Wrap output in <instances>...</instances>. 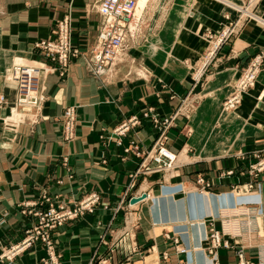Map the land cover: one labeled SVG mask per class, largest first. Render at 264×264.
Masks as SVG:
<instances>
[{"label": "crops", "instance_id": "1", "mask_svg": "<svg viewBox=\"0 0 264 264\" xmlns=\"http://www.w3.org/2000/svg\"><path fill=\"white\" fill-rule=\"evenodd\" d=\"M98 1L0 0V98L5 99L0 103V244L17 243L35 222L32 215L22 212L23 204L48 197L56 205H73L97 192L101 200L94 212L68 220L56 230L58 264H179L186 259L207 264L201 246L207 233L205 217L207 223L214 218L216 228L221 229L222 213L232 215L230 207H221L237 204L235 187L244 189L245 184L261 179L263 213L255 215L252 223L256 232H264V172L258 177L249 173L250 165L257 161L256 151L264 155V70L238 111L224 113L221 102L232 89L229 85L236 83L238 72L264 46V0L256 9L257 21L250 20L219 52L228 67L209 83L210 88L220 89L218 98L210 93L202 115L191 117L192 138L185 143L180 127L169 129V147L183 151L186 164L179 169L180 178L172 179L181 184H164L161 191V183L168 182L162 173L140 174L136 185L129 188L141 158L125 149L135 143L141 150L151 148L163 124L142 117L143 113L150 110L161 119L170 117L189 92L198 72L189 79V68L181 57L194 67L209 46L207 39L197 47L199 31L220 20L221 28H227L224 14L230 9L221 3L211 1L206 7V0H155L145 15L147 33L143 37L160 32L141 46L143 53L137 54V40L129 44L135 60L146 54L142 65L147 77L107 80L94 75L83 57L76 58L64 78L48 76V100L38 121L7 122L9 129L2 126L13 113L17 97L16 83L7 75L14 61L18 57L39 59L36 42L50 37L55 21L66 14L72 18L76 46L82 51L92 48L101 28L95 9ZM173 6L176 13L171 12ZM230 12L235 18L236 11ZM69 106L76 108L77 136L66 142L62 115ZM132 115L141 116L142 124L125 136L116 135L115 128ZM191 146L195 149L192 157L185 148ZM238 150L241 152L233 153ZM230 169L234 173L228 175ZM198 174L205 175L212 185L198 186ZM177 189H182L180 198L175 195ZM144 192L150 196L148 201L129 202L128 198ZM176 246L186 247L188 253L178 252ZM164 253L169 254L167 259ZM218 254L219 264H238L235 248L222 247ZM246 255L257 261L254 249H247ZM46 257V246L37 242L18 255L16 262L45 264Z\"/></svg>", "mask_w": 264, "mask_h": 264}, {"label": "built area", "instance_id": "2", "mask_svg": "<svg viewBox=\"0 0 264 264\" xmlns=\"http://www.w3.org/2000/svg\"><path fill=\"white\" fill-rule=\"evenodd\" d=\"M138 1L99 0L97 2V12L101 17V29L95 46L87 51H82L73 42L71 15L66 14L57 20L52 29V35L38 40L35 44V49H37L40 58L28 63L20 62L13 67L11 78L16 83L18 94L14 109L25 115L32 113L36 117L33 121L29 117H25L20 122L30 121L35 123L38 121L44 104L48 100L46 92L48 76L57 74L64 78L68 74L72 61L76 58L84 57L86 65L94 75L107 80L117 79L114 76L121 71L120 65L125 61V56L129 52V44L135 41L142 27L146 24L143 19L135 17ZM260 1L245 0L243 8L237 10V14H240L235 18H232L229 14L226 15V18L231 20L227 22V28L218 31L209 30L206 33L209 46L204 51L205 53L207 52L206 56L203 57L204 71L198 79L193 80V85H198L223 46L244 28V22L257 17L256 9ZM263 62L264 51H259L245 71L246 73L242 80L237 84V90L225 102L228 110L233 109L241 102L240 92L252 87L256 83L257 76L262 70ZM0 101L4 102L5 99L1 97ZM178 114L179 111L164 123L165 125L161 128L160 134L155 139L151 148L138 152L142 158L137 169L139 172H163L170 179L179 174L178 169H180L184 162L179 161V155L169 147V136L167 135V129L171 124L169 121L171 119L174 120ZM142 117L158 121L156 119L157 116L151 113L150 110L145 111ZM142 117L139 115L130 116L115 128L114 133L118 136L126 135L131 128L141 124ZM62 136L66 142L73 141L77 136V113L74 106L66 107L63 112ZM119 143H121L120 139ZM240 155L243 154L241 153ZM254 155L257 161L250 165L249 173L258 177L259 174L264 172V155L260 151H256ZM176 170L178 174H171ZM226 173L231 175L234 173V169H230ZM195 182L202 188L212 185V181L208 180L203 174H198ZM261 184L262 181L260 179L257 183L249 182L245 184L244 189L240 186L235 187L234 192L238 193L237 205L232 206L234 213L231 216L224 214V212L222 213L221 229L216 228L214 218L210 219L208 222L209 231L203 240V248L209 258L207 264H219L218 250L222 247L236 249L239 258L238 264H264V232H256L252 223L255 215L263 213L262 197L260 195ZM133 186L134 182L131 183L130 188ZM180 190L177 189L175 191L179 192ZM143 194L149 196V194L144 192L136 197H141ZM100 199L99 193L91 192L77 206L63 203L57 207L51 206L48 210H30L31 213L39 217L38 223L34 228L28 230L29 235L21 242L11 245L10 248L0 244V261L7 262L6 264H17L16 258L18 255L41 240L48 252V257L43 258L44 263L58 264L56 262L55 242L51 231L68 219H74L80 216V214L95 211L97 204L100 203ZM131 199L128 198L129 202ZM31 204V207L37 205L36 202ZM239 205L240 208L237 209L236 207ZM23 212L28 213L27 211ZM244 221H247L246 224H244ZM236 239H240L241 241L238 242ZM175 240L178 242V239ZM247 249L257 251V261H253L247 257ZM177 251L188 253L186 247L177 246ZM168 257L169 254L164 253V259ZM186 260L180 261L179 264H188L190 260Z\"/></svg>", "mask_w": 264, "mask_h": 264}, {"label": "rangeland", "instance_id": "3", "mask_svg": "<svg viewBox=\"0 0 264 264\" xmlns=\"http://www.w3.org/2000/svg\"><path fill=\"white\" fill-rule=\"evenodd\" d=\"M207 1V3H205L204 5L206 6V7H210L209 5L211 4L210 2L211 1H215V0H206ZM209 2V3H208ZM260 2H262V0L260 1ZM260 4V3H259ZM95 9H96V11H97V3H96V5H95ZM148 9H150V7H148ZM148 9L146 10V12H148ZM177 9V7H174L173 6V9H172V13H176V10ZM231 10H228L225 14H224V16L225 15H228L229 13L231 14V12H230ZM146 12H144L143 13V15H142V19H143V21H144V19L146 18ZM257 12V11H256ZM236 13H237V11H236ZM238 14H240V13H238ZM237 14V15H238ZM257 14H258V12H257ZM236 15V16H237ZM259 15V14H258ZM222 17H223V14H222ZM262 17H263V15H262ZM59 18H61V17H59ZM58 18V19H59ZM57 19V20H58ZM57 20L55 21V23L54 24H56V22H57ZM231 20H228L227 22H230ZM145 22V21H144ZM250 21H248V20H246L245 22H244V25H243V27H245V26H247V24L249 23ZM263 22V21H262ZM222 21L220 20V22L218 23V24H212V25H207V26H205V27H203L200 31H199V33L196 35V41H197V47H199L202 43H206V41H207V36H206V33L209 31V29L208 28H210V27H213V28H215V29H219V30H221V29H223V28H221L222 27ZM260 25V24H259ZM221 28V29H220ZM101 29V28H100ZM206 31H205V30ZM243 29V28H242ZM242 29L240 30V32L237 34V36L241 33V31H242ZM100 32V31H99ZM160 32V29L158 30V31H156V32H154V33H151V34H149V35H147V37H143L147 32L145 31V25L142 27V30L140 31V33L137 35V41H136V43L137 42H139V43H137L136 45L138 46V48H137V54L138 53H143V52H141V51H143V47H141V46H145L146 45V41H148V39H149V37L150 36H152V35H156V34H158ZM98 38V37H97ZM235 38V36H233L232 37V39L229 41V42H227V43H230L233 39ZM96 42H97V40H96ZM96 42L94 43V45L93 46H95V44H96ZM226 43V44H227ZM200 44V45H199ZM225 44V45H226ZM92 46V47H93ZM91 49V48H90ZM89 49V50H90ZM259 49H261L260 51H264V46H262V47H260ZM206 54H207V52L205 53V52H203V54L201 55V57L199 58V61L197 62V64L194 66V67H192L188 62H187V60L185 59V58H183V57H181V60H182V63L184 64V65H186V66H188V68H189V70H188V72H187V77L190 79V74H192V75H195L196 74V72L197 71H199V69L201 68L200 66H202V68L205 66V65H203V63H204V61H203V57L204 56H206ZM146 55V54H145ZM144 54H142L141 55V57L139 58V60H135L134 58L135 57H133L129 52L127 53V55L125 56V61L120 65V68H121V71L117 74V75H115L114 77H116L117 79L118 78H123V77H132L133 75H135V76H137V77H140V78H145V77H147V70H146V68H144V65H142L143 63H142V58L145 56ZM254 56L255 55H252L250 58H249V60L247 61V63H246V65L241 69V72L239 71L238 73V75H237V78H234V81H236V83H237V81H241L242 80V78H243V76L245 75V71L248 69V67L250 66V64H251V61L253 60V58H254ZM147 57H148V55H147ZM18 58H21V57H18ZM17 58V59H18ZM84 58V57H83ZM154 58H156V57H154ZM24 59V58H23ZM157 59V58H156ZM28 60H30V59H28ZM157 61V60H156ZM158 62H160L159 60H158ZM15 64H16V60L14 61V63H13V67H15ZM13 67L8 71V79L9 80H12V78H11V76H12V71H13ZM228 66L225 64V60L224 59H222V56L220 55V54H218L217 55V57L215 58V60H214V62L212 63V65H210L207 69V71L205 72V75H204V77L202 78V80L198 83V85H193V80H192V83H191V88H190V90H189V92L188 93H186L185 95H183L182 96V98H181V100H180V102H179V104H178V106L176 107V109L174 110V113L171 115V116H173L177 111H179V114L177 115V117L173 120V119H171L169 122H171V124H170V126L168 127V129H167V135L169 136V129L170 128H172V127H180L182 130H183V132H184V136L186 137V140H185V143H187V141L190 139V138H192V134H194L193 133V131H192V129H191V126H190V124L192 125V118L190 119V117H191V115H193L195 112H196V110H197V108H199L198 109V112L196 113V114H194L192 117H195V116H201L202 115V109H204V107H205V104L207 105V102H206V100H208V95L210 94V93H212L213 95L212 96H210V97H214L215 99H217L218 98V94H219V91H220V89H212V88H210L209 87V83L211 82V81H213V79H214V77H216V75L217 74H219L220 72H222V71H224L225 69L224 68H227ZM191 68V69H190ZM264 70V62H263V66H262V70L260 71V73L262 72ZM91 71V70H90ZM260 73L258 74V76H257V80H256V84H254L252 87H249L248 89H246V90H244L245 91V93L242 95L243 96V101H242V103L240 102L236 107H234L233 109H230L229 111H225L224 110V103L227 101V99L228 98H230L231 96H232V94L235 92V89L234 88H236V90H237V84L234 82L231 86L229 85V87H232V91L230 90L229 91V93L225 96V98L221 101L223 104H222V107H223V111H224V113H231V112H233V111H238V109L240 108V106L245 102V100L244 99H246L247 97H249L250 95H252V91L256 88V86H257V84L259 83V76H260ZM149 74V73H148ZM151 75V74H150ZM236 92H238V91H236ZM263 99V95L262 96H260V98L258 99V100H262ZM204 102V103H203ZM0 103H2V101H0ZM151 112V111H150ZM156 115V114H155ZM157 116V118L156 119H158V121H156L155 119H151L155 124H158V123H160V122H162V124H163V126L165 125L164 123H166L167 121H168V118L170 119L171 118V116L170 117H164L163 119H161L158 115H156ZM32 117V116H31ZM146 118V117H145ZM20 120H21V118L17 121V118L16 117H14V113H11V115H9V116H7L6 117V120H3V122H2V126L3 127H5L6 129H9V127H7L6 125H7V122L8 123H17V124H19V122H20ZM24 123V122H23ZM121 124V123H120ZM141 124H142V119H141ZM140 124V125H141ZM12 125V124H11ZM140 125H138V126H136V127H133V128H137V127H139ZM119 126V125H118ZM133 128H131L130 130H132ZM129 130V131H130ZM128 131V132H129ZM128 132L126 133V135L128 134ZM159 134H160V132H159ZM103 135H105V134H103ZM123 136H125V135H123ZM105 137V136H104ZM118 139H120V137H118ZM169 142V141H168ZM189 144V143H188ZM185 148H188V150H187V154L189 155V156H193V155H191L190 153H194L195 152V149L191 146V147H185ZM184 148V149H185ZM190 148V149H189ZM184 149H182V150H184ZM126 152L128 153V152H134L138 157H140L139 156V154H138V152H141V148L135 143L134 145H132L131 147H127L126 149ZM182 152L183 151H178V152H176L179 156V161H181V162H184V160H182V159H184L183 157V155H181L182 154ZM237 153V152H241V150H238V151H234L233 153ZM232 153V152H231ZM195 155V154H194ZM141 158V157H140ZM200 158V157H199ZM202 158V157H201ZM218 159V158H217ZM219 159H222L221 157L219 158ZM141 160H142V158H141ZM141 160H140V162H141ZM140 164V163H139ZM184 164H186V162L185 163H183L182 165H181V167L184 165ZM139 167V166H138ZM138 169V168H137ZM179 170V169H178ZM145 172L144 171H138V170H136L135 171V174H134V180H133V182H134V186L136 185V177L137 176H139L140 174H144ZM159 173V172H158ZM161 173V172H160ZM176 174H178V173H176ZM162 176L166 179V181H168L167 183H161V187H160V191L162 190V188H163V186H164V184L165 185H167V186H176V185H178V184H181V182H174V181H172V179H175V178H180V176L178 175V176H175V177H173V178H169V176H165L164 175V173L162 172ZM132 182V183H133ZM133 186V187H134ZM132 187V188H133ZM130 188V187H129ZM131 189V188H130ZM152 193V195H154V191H152L151 192ZM200 193H202V192H200ZM180 194V193H179ZM183 194V193H182ZM182 194H180V195H182ZM176 195V197L177 198H180L179 197V195H178V193L177 194H175ZM146 197H150V196H148V195H146ZM145 197V198H146ZM130 198H133V197H130ZM84 199V198H83ZM82 199V200H83ZM150 199V198H149ZM148 199V200H149ZM81 200V201H82ZM101 200V199H100ZM99 200V201H100ZM142 200V199H141ZM147 200V198H146V201H148ZM80 201V202H81ZM140 201V200H139ZM139 201H137V203L139 202ZM33 202H36L37 203V205H35V206H32L31 207V203H33ZM80 202H78L77 204H73V205H71V206H77V205H79L80 204ZM45 204H47V206H44ZM60 204H63V203H60ZM60 204H58V205H60ZM65 204V203H64ZM67 204V203H66ZM133 204H135V203H133ZM27 205H30V206H27ZM58 205H56L51 199H49L48 197H45L44 198V200H42V202L40 201V200H34V201H30V202H28V203H25V204H23V209H22V212L23 211H27L28 213H24L25 215H32L34 218H35V222H33V223H31V225L28 227V229L26 230V234L24 235V237L20 240V241H17V243H19V242H21L26 236H28L29 235V233H28V230H30V229H32V228H34V226H36V224L38 223V221H39V217L38 216H36V215H34V213H31L30 212V210H33V209H35V210H37V209H41V210H48L51 206H58ZM99 205V203L97 204V206ZM227 206H230L229 204H226ZM233 205H236V204H233ZM97 206H96V208H97ZM224 206H225V204H224ZM66 207H68V206H66ZM92 212H94V211H92ZM86 213H88V212H86ZM91 213V212H90ZM83 215H85V213H83V214H80V216H78V217H76V218H74V219H68V220H75V219H78V218H80L81 216H83ZM205 219H206V217H205ZM68 220H66V221H68ZM65 221V222H66ZM64 222V223H65ZM63 223V224H64ZM197 223H199V222H197ZM62 224V225H63ZM62 225H60V226H62ZM60 226H58L57 228H55V229H53L52 231H51V235H52V238L54 239V235H55V232H56V230L60 227ZM37 242H42L41 240H39V241H37ZM36 242V243H37ZM14 244H16V243H14ZM13 245V244H12ZM6 247H8V248H10L11 247V245L10 246H6ZM31 248V247H30ZM176 248H177V246H176ZM29 249V248H28ZM27 250V249H26ZM25 250V251H26ZM2 263H4V264H6L7 262H2ZM188 264H192V262L191 261H189L188 262Z\"/></svg>", "mask_w": 264, "mask_h": 264}, {"label": "bare ground", "instance_id": "4", "mask_svg": "<svg viewBox=\"0 0 264 264\" xmlns=\"http://www.w3.org/2000/svg\"><path fill=\"white\" fill-rule=\"evenodd\" d=\"M155 0H139L138 1V8H137V10H136V13H135V17L137 18V19H142V15H143V13L144 12H146V10L148 9V7H150L152 4H153V2H154ZM217 3H221V4H223V5H225L228 9H230L231 11H237V10H240L241 8H243V5L244 4H239V3H236L235 1H231V0H215ZM145 14V13H144ZM258 16V15H257ZM259 17V16H258ZM258 17H255V18H253V20H255V21H257V19H258ZM263 23H264V20H263ZM135 41H136V39H135ZM134 41V42H135ZM35 60V59H34ZM34 60H28V59H23V58H18V59H16V64L15 65H17V63H20V62H24V63H28L29 61H34ZM203 71H204V69L202 68V66H201V68L199 69V71H198V73L194 76V79H198L200 76H201V74L203 73ZM143 78V77H142ZM236 84H239V81H237V83ZM256 84V83H255ZM17 87V86H16ZM235 90H236V88H235ZM245 93V91H242V92H240V95H241V103H242V101H243V94ZM18 95V94H17ZM16 99H17V97H16ZM15 102H16V100H15ZM15 102H14V104H13V106L11 107V109H12V112L14 113V117H16L17 118V121L21 118H25V117H29L30 119H31V121H33V120H35V116L32 114V113H29L28 115H25V114H23V113H21V112H19V111H17V110H15L14 109V107H15ZM204 103V102H203ZM198 109L199 108H197V110H196V112L194 113V114H196L197 112H198ZM224 110L225 111H229L227 108H226V104L224 103ZM193 114V115H194ZM29 115H33L32 117L31 116H29ZM193 115H191V117L193 116ZM190 117V118H191ZM21 122H23V121H21ZM20 122V123H21ZM177 171V170H176ZM176 171H174L173 173H171V174H175L176 173ZM182 191V189L179 191V193ZM178 193V192H177ZM147 199L149 198V197H146ZM146 198H143L142 200H145L146 201ZM142 200H140V202L142 201ZM144 201V202H145ZM237 205V204H236ZM225 206H227V205H225ZM224 205L221 207V208H224L225 207ZM232 206L234 207V205H230V206H227V207H231V209L229 210L230 212H232V214L234 213V210H233V208H232ZM237 209H239L240 208V205L239 206H237L236 207ZM209 216V215H208ZM260 220H261V218H260ZM205 224H206V229H207V233H208V223L206 222V219H205ZM207 233H206V235H207ZM206 237V236H205ZM236 241H238V242H240L241 240L240 239H236ZM202 247H203V243H202V245H201ZM204 249V248H203ZM204 252H205V250H204ZM205 254H206V256H207V252H205ZM207 258H208V256H207ZM209 259V258H208Z\"/></svg>", "mask_w": 264, "mask_h": 264}, {"label": "water", "instance_id": "5", "mask_svg": "<svg viewBox=\"0 0 264 264\" xmlns=\"http://www.w3.org/2000/svg\"><path fill=\"white\" fill-rule=\"evenodd\" d=\"M145 197H146V194H143L141 197H133L131 199V203H136L137 201H139V200H141V199H143Z\"/></svg>", "mask_w": 264, "mask_h": 264}]
</instances>
